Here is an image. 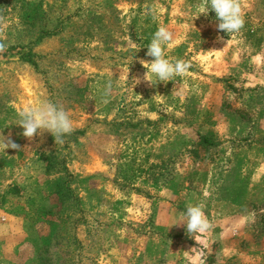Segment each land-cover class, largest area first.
<instances>
[{
    "label": "rangeland",
    "instance_id": "1",
    "mask_svg": "<svg viewBox=\"0 0 264 264\" xmlns=\"http://www.w3.org/2000/svg\"><path fill=\"white\" fill-rule=\"evenodd\" d=\"M9 1L0 135L20 147L0 151V264H36L48 242L55 264H190L199 245L175 224L198 203L217 236L246 218L203 242L204 264H264V0H238L229 34L205 0ZM40 3L43 20L19 17ZM161 26L165 57L190 67L151 84L140 61ZM41 27L60 31L37 42ZM45 100L73 120L63 143L22 135L19 113Z\"/></svg>",
    "mask_w": 264,
    "mask_h": 264
},
{
    "label": "clouds",
    "instance_id": "2",
    "mask_svg": "<svg viewBox=\"0 0 264 264\" xmlns=\"http://www.w3.org/2000/svg\"><path fill=\"white\" fill-rule=\"evenodd\" d=\"M199 12L200 15L214 12L215 18L219 22L218 30L226 34L236 33L244 26L238 0H205V3L199 8ZM172 41L173 33L165 26L159 27L153 34L150 44L146 47V55L152 60L140 61L147 70L144 79L148 82L150 80L146 77L149 74L154 76L158 82L165 83L171 82L177 76H182L188 72L189 63L184 60L172 61L165 57V46L170 45ZM4 47L3 44H0V51ZM108 88L110 89V85ZM104 95H108V89L105 90ZM19 126L23 129L22 135L24 137L32 139L34 136L47 132L54 138L55 144L63 143L64 137L74 130L73 120L69 113L63 107L46 100L20 112ZM19 147L11 139L0 135V151L6 154L8 149L18 150ZM175 225H183L187 233L193 234V238L199 245V247L185 252L190 264H204L203 238L213 229V225L204 211V206L199 203L187 205L186 209L178 214ZM197 236L200 237L199 242L196 239Z\"/></svg>",
    "mask_w": 264,
    "mask_h": 264
},
{
    "label": "trees",
    "instance_id": "3",
    "mask_svg": "<svg viewBox=\"0 0 264 264\" xmlns=\"http://www.w3.org/2000/svg\"><path fill=\"white\" fill-rule=\"evenodd\" d=\"M8 1L9 0H0V3H2V5H4V6H7L10 4V1L9 2ZM13 2H15V0H13ZM41 7H42V4L40 3L39 5H35L33 8H31L29 10V12H24V9H23L24 7L22 6V7H20L21 12H19V14H20L19 17L23 20H26L28 25L34 26L36 24L37 19L43 20V18H44V16L40 15L42 13L40 11ZM15 8H17V7H15ZM39 11L41 13H39ZM94 15L97 16V14H94ZM59 31H60L59 29L47 30L44 27H41L40 30L37 31L38 32L37 33V35H38L37 36V42L41 41V39H43L44 37H49V36L55 35ZM254 35H255V31L250 30V29L247 30L246 37H254ZM263 42H264V40L263 41L261 40V42L258 43V45L260 46ZM27 62L32 67L37 68L36 62L34 60H32L30 56L28 57ZM53 238H54L55 243L58 244V236H54ZM52 246L53 245L48 242L47 245H45L43 247L42 251H40L38 256H37L36 264H55L54 260H53L54 252L52 251V249H53Z\"/></svg>",
    "mask_w": 264,
    "mask_h": 264
},
{
    "label": "crops",
    "instance_id": "4",
    "mask_svg": "<svg viewBox=\"0 0 264 264\" xmlns=\"http://www.w3.org/2000/svg\"><path fill=\"white\" fill-rule=\"evenodd\" d=\"M243 215L244 214H241L239 216L237 215L236 218H233L235 220H231V221L227 220V223L219 225V228L221 229V231H219V232H221V234L220 235L218 234V236H217V234H213L215 231V227H213L212 231L210 233H208L206 236L207 240H205L203 242H205V243L210 242L211 240H213V236L215 237V235H216V238L218 237V238H226V239L233 236L234 231L237 229H235V228L231 229V227H233L234 224L239 226L243 222H246L245 221L246 218H244L245 216H243Z\"/></svg>",
    "mask_w": 264,
    "mask_h": 264
}]
</instances>
